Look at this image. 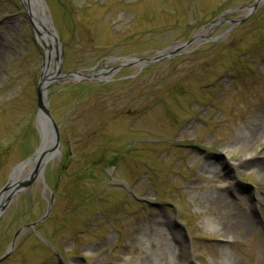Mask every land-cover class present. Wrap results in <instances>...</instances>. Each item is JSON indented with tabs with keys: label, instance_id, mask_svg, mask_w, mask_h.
I'll use <instances>...</instances> for the list:
<instances>
[{
	"label": "rangeland",
	"instance_id": "374dc122",
	"mask_svg": "<svg viewBox=\"0 0 264 264\" xmlns=\"http://www.w3.org/2000/svg\"><path fill=\"white\" fill-rule=\"evenodd\" d=\"M40 1L59 46L58 153L1 214L0 264H171L172 236L180 264H260L264 0ZM43 64L24 0H0V188L40 145ZM237 211L252 228L222 238Z\"/></svg>",
	"mask_w": 264,
	"mask_h": 264
},
{
	"label": "bare ground",
	"instance_id": "6f19581e",
	"mask_svg": "<svg viewBox=\"0 0 264 264\" xmlns=\"http://www.w3.org/2000/svg\"><path fill=\"white\" fill-rule=\"evenodd\" d=\"M26 3V6L29 10V16L31 18L32 25L36 28L38 31L37 40L39 44L41 45L43 51H44V64H43V71H42V77L43 80L46 82V80H49L54 73L56 72V68L52 69L50 68L51 61L54 60V57L58 55L59 52V46L57 43H55V32L54 30L47 25V17L44 13V7L39 3L38 0H24ZM261 131H263V128L257 126L254 129V132L252 133L253 138H256L260 136ZM43 138V137H42ZM41 138V139H42ZM43 141V140H42ZM45 146L44 144L41 145L37 150L32 159L27 161L22 167L17 168L10 176V183L15 182L17 178H22L25 176L30 170L33 168L34 164L39 160L40 156L43 152H45ZM58 151L53 153H46L42 165L44 166L48 161L52 160L56 155ZM27 167V168H26ZM219 184H223L224 188L231 187L232 181L231 179H224L217 181ZM211 201L214 204H220L223 203V200L225 199L224 196H222L221 193H214L212 197H210ZM253 225V220L248 217L245 213L241 211H237L231 215H228V218L226 219V224L219 227L216 231L218 235H220L222 238L225 239H231L233 238L234 232L245 234L247 233ZM172 239L174 240V245L172 246V251H175L174 257L171 259V264H180L181 260L183 258V255L186 253L183 252V240L180 238H177L176 236H172ZM264 254V250H263ZM229 264H238L235 261H230ZM260 264H264V256L263 260L260 261Z\"/></svg>",
	"mask_w": 264,
	"mask_h": 264
},
{
	"label": "water",
	"instance_id": "95a60500",
	"mask_svg": "<svg viewBox=\"0 0 264 264\" xmlns=\"http://www.w3.org/2000/svg\"><path fill=\"white\" fill-rule=\"evenodd\" d=\"M39 3L42 4V2L40 0H38ZM257 1V0H256ZM255 7V6H254ZM254 8H251L249 12H251V10H253ZM248 15V14H247ZM244 20V18L239 19V20H235L236 24L240 23ZM47 25L49 27H51L49 20L47 19ZM33 30L34 33L36 34V36L38 35V31L36 30V28L33 26ZM195 40V38L182 43L181 45L175 47L174 49H181L187 45H189L190 43H192ZM216 40V39H213ZM55 43H57V40L55 38ZM168 54H171L168 53ZM168 54H162V52H159L156 56L147 58L146 60L149 61H156L159 58L168 56ZM126 61H136L133 60L132 58H127V59H123ZM58 66V65H56ZM58 69V67L56 68ZM102 72H99V74ZM104 73V72H103ZM64 77H72L74 80H77L79 78H83V79H87V76H83L80 73L77 72H72V73H68L66 74ZM51 80H46V82L43 80V77L41 75L40 80L38 82L37 85V89H36V94H37V99H36V107H37V112H36V117H35V124H36V128L39 134V138H40V145H43L46 147L45 148V152L42 153V155L40 156L39 160L34 164L33 168L30 170V172H28L25 176H23L22 178H17L15 180V182L10 183V177L7 180V182L0 188V216L1 214L4 212V210L6 209V207L9 205L11 199L20 191L24 190L25 188H27L34 180H36L37 178L40 177L41 172H42V161L43 158L45 156L46 153H53L57 151L58 148V144H59V134H58V129H57V125L55 124L54 120L52 119L48 107H47V101H46V92H47V86L50 83ZM43 137V138H42ZM42 138V139H41ZM43 140V141H42ZM38 147V148H39ZM36 151L27 159H25L24 161L18 163L12 170V173L17 169L22 167L27 161H29L30 159H32L35 155ZM11 173V174H12ZM10 174V176H11ZM43 219V218H41ZM36 221L30 225H26L23 228L17 230L15 232V234L13 235L11 242L9 244V251L14 247L15 241L18 238L19 234L24 230V229H28V228H33L36 224H38L40 221ZM8 252L6 254H4L3 256L0 257V262L2 260H4L7 256Z\"/></svg>",
	"mask_w": 264,
	"mask_h": 264
},
{
	"label": "flooded vegetation",
	"instance_id": "af4514ba",
	"mask_svg": "<svg viewBox=\"0 0 264 264\" xmlns=\"http://www.w3.org/2000/svg\"><path fill=\"white\" fill-rule=\"evenodd\" d=\"M104 71H106V70H104ZM104 71H103V70H101L100 72H102V73H103ZM101 81H105V80H101Z\"/></svg>",
	"mask_w": 264,
	"mask_h": 264
}]
</instances>
